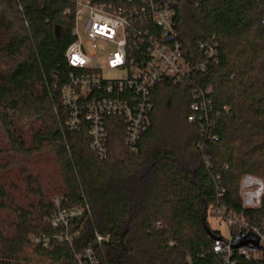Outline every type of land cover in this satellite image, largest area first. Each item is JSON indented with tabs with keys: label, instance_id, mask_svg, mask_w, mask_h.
Masks as SVG:
<instances>
[{
	"label": "trees",
	"instance_id": "trees-1",
	"mask_svg": "<svg viewBox=\"0 0 264 264\" xmlns=\"http://www.w3.org/2000/svg\"><path fill=\"white\" fill-rule=\"evenodd\" d=\"M156 1L174 4L190 75L153 88L136 144H126L123 118L106 117L102 157L87 119L68 126L63 102V87L83 73L66 59L76 39L70 0H0V264H77L96 233L110 237L99 264H220L212 247L221 234L207 223L214 209L264 227V193L247 208L241 192L246 177L264 184V0ZM37 163L54 167L52 180ZM56 199L91 210L71 225V246L52 240ZM42 236L48 247L33 241Z\"/></svg>",
	"mask_w": 264,
	"mask_h": 264
},
{
	"label": "built area",
	"instance_id": "built-area-1",
	"mask_svg": "<svg viewBox=\"0 0 264 264\" xmlns=\"http://www.w3.org/2000/svg\"><path fill=\"white\" fill-rule=\"evenodd\" d=\"M75 18L74 43L66 52L67 63L74 69L82 70L77 77L63 87L64 105L72 111L68 126L79 129L83 120L89 122L88 136L93 150L100 156L106 153L108 131L105 118L121 117L127 125L126 144L134 145L149 124L150 93L165 79L183 82L190 75L191 68L182 57V45L176 30V11L173 3H159L156 0H70ZM104 44L114 48L108 56L107 65L111 70L127 71L126 78L107 80L102 76L97 57L104 54ZM87 45L96 52L90 56ZM214 51H210L213 55ZM104 90L112 93L133 90L135 96L124 100H87L93 92ZM193 113L200 111L197 105L191 107ZM195 121V116L189 117ZM246 179V178H245ZM242 182L244 206L257 208L261 203L264 185L253 181ZM260 185L259 191H254ZM247 191V192H246ZM258 200V205L255 204ZM56 212L50 221L59 231L52 240L73 245L77 233L70 231L71 225L83 217L91 218L90 207L66 208L60 199L55 200ZM212 216L222 218L230 226V236H217L213 242V252L220 264H240V259L252 261L264 255V227L252 225L242 217L218 207ZM253 234L259 238L258 252L249 247L234 248L236 240L243 235ZM95 242L88 244L76 256L77 264H99L97 250L110 237L95 234ZM33 241L48 247L51 239L47 236Z\"/></svg>",
	"mask_w": 264,
	"mask_h": 264
},
{
	"label": "rangeland",
	"instance_id": "rangeland-1",
	"mask_svg": "<svg viewBox=\"0 0 264 264\" xmlns=\"http://www.w3.org/2000/svg\"><path fill=\"white\" fill-rule=\"evenodd\" d=\"M87 48L89 49L90 56H95L96 52L93 51L89 45H87ZM104 48H105L104 54L97 57V59H96V63L101 65V69H102L101 73H102L103 78L107 79V80H118L120 78H126L127 77V71L109 69V67L107 65V59H108V56L111 53H113L115 50H114V48H110L105 44H104ZM2 61L3 60L0 59V68H2L5 65V64H3ZM33 170L35 172L40 171L44 175L45 174L51 175V180H52V176H53L52 174H54V171H55L54 167L51 166V164H47V163H40V164L37 163L35 166H33ZM250 178H252V177H250ZM252 179H254V178H252ZM51 180L49 182L50 185L52 184ZM254 181L256 182L255 186H257V184H263L262 181H260L258 179H255ZM260 189H261V187H260V185H258V187H255L253 190L259 191ZM255 204L258 205V200H256ZM207 223H208V225L212 231L219 232L221 234V236H223V237H229L230 236V232H231L230 226L222 218H219L216 216H209Z\"/></svg>",
	"mask_w": 264,
	"mask_h": 264
},
{
	"label": "water",
	"instance_id": "water-1",
	"mask_svg": "<svg viewBox=\"0 0 264 264\" xmlns=\"http://www.w3.org/2000/svg\"><path fill=\"white\" fill-rule=\"evenodd\" d=\"M209 235L213 236L211 232H209ZM241 247H249L252 252H258L260 250L259 238L253 234L243 235L242 237L238 238L234 244L235 249Z\"/></svg>",
	"mask_w": 264,
	"mask_h": 264
},
{
	"label": "crops",
	"instance_id": "crops-1",
	"mask_svg": "<svg viewBox=\"0 0 264 264\" xmlns=\"http://www.w3.org/2000/svg\"><path fill=\"white\" fill-rule=\"evenodd\" d=\"M252 181H253V179L250 177H246V179H245L246 184H250Z\"/></svg>",
	"mask_w": 264,
	"mask_h": 264
}]
</instances>
